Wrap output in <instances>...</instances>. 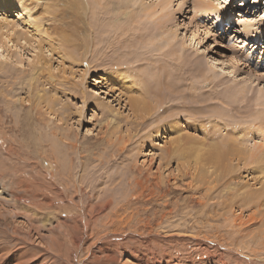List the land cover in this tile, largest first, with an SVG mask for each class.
<instances>
[{
  "label": "rangeland",
  "instance_id": "obj_1",
  "mask_svg": "<svg viewBox=\"0 0 264 264\" xmlns=\"http://www.w3.org/2000/svg\"><path fill=\"white\" fill-rule=\"evenodd\" d=\"M105 1L1 0L0 264H264V0Z\"/></svg>",
  "mask_w": 264,
  "mask_h": 264
},
{
  "label": "bare ground",
  "instance_id": "obj_2",
  "mask_svg": "<svg viewBox=\"0 0 264 264\" xmlns=\"http://www.w3.org/2000/svg\"><path fill=\"white\" fill-rule=\"evenodd\" d=\"M104 1V0H102ZM112 1H115L117 2L116 3V6L119 7L120 11L117 13V14H122L125 18H127L132 24L133 22H136V23H139L140 25H143L145 27H149L151 25V23L155 20H157L156 22L158 23V25L161 27V31L160 33L162 35H166V39L165 42L166 44H169V39L170 41H173L174 42V33H170L172 35V38L167 36V33H169V29L167 28V22L169 21L168 19L170 17H168L169 15V12H170V5L171 3L173 2V0H158L157 3L155 5H152V6H147V7H144L143 5H140L139 7L141 8V10L139 11V13L137 12H133L132 9L134 8V5H136V2L138 0H109L108 1H105V6H108L109 8H112V10H114V7H113V3ZM76 2V1H74ZM8 4V3H6ZM18 4L19 8H22V12H24L23 10L25 9H28L29 11V6H26L22 4V0L20 3H16V0H11V4L10 6H16ZM0 5L3 6L5 4L1 3V0H0ZM73 5V4H72ZM76 5V4H75ZM74 5V6H75ZM78 6V5H77ZM76 6V7H77ZM81 6V5H80ZM78 9V8H77ZM105 9V8H104ZM197 9L199 10L200 13H209L211 12L212 10L211 9H214L213 5L209 4L208 0H201L197 3ZM79 10V9H78ZM169 11V12H167ZM168 13V14H167ZM29 14L30 12H27L25 13V17L29 20V24H31L32 28L34 31H39L38 28H37V23L39 22H34L33 20L30 19L29 17ZM165 15H167L166 18L167 20L165 21ZM170 16V15H169ZM164 19V20H163ZM157 25V26H158ZM36 26V27H35ZM158 26V27H159ZM62 33V32H61ZM61 35V34H60ZM176 35V34H175ZM62 36H64L62 34ZM61 36V37H62ZM36 37V36H35ZM52 37V36H51ZM51 37H48V40L50 43L53 42L54 40L51 38ZM7 38V37H6ZM42 40V42L44 43V41H46L43 37H38ZM63 38V37H62ZM61 38V39H62ZM1 39V38H0ZM154 39V38H153ZM2 40V39H1ZM65 42V40H63ZM48 42V43H49ZM28 43V42H27ZM26 43V44H27ZM47 43V42H46ZM49 43V44H50ZM1 44V43H0ZM4 44V43H3ZM38 44V42H37ZM2 45V44H1ZM36 45V44H35ZM40 46V42L38 44ZM48 45V44H47ZM3 46V45H2ZM37 46V47H39ZM52 46V45H50ZM56 47V46H55ZM38 49V48H37ZM55 49V48H54ZM63 56H65L63 54ZM243 92V91H242ZM190 101V104H188L190 106V114L192 113H195V112H201L202 109H201V102H200V98L198 95H196L195 93H192L190 94L188 97H187ZM132 103H136V99H133L132 100ZM138 103V102H137ZM187 104V103H186ZM135 106H137V104H134ZM185 105V104H184ZM188 115V116H189ZM197 116V115H194V117ZM192 117V116H191ZM190 120V119H189ZM263 128H260L262 130H264V126H262ZM263 132V131H262ZM187 138H188V141L191 142V138L190 135H187ZM195 137H193L192 139H194ZM213 138V137H212ZM185 140V139H184ZM211 141H213V139H211ZM211 141H206V140H201V142L197 145V148L196 150L193 152L194 153V156H191V153H192V149L189 150V147L187 145V147H185L183 150L181 151H178V152H182V159L187 161L190 156L191 157H195V161L196 163L199 162V160L202 161V159L205 160L206 157H209L211 159V161H215V162H222L226 159V155H227V151H225L224 153L221 151V150H216L214 154H208L207 153V147L209 145H211ZM190 144V143H189ZM193 144V142H192ZM190 144V146L192 145ZM180 146V145H179ZM195 149V147H194ZM177 154V153H176ZM207 160V159H206ZM207 162V161H206ZM217 166V165H216ZM225 171V170H224ZM223 173V172H222ZM246 194V193H245ZM253 194H250V195H247L245 198H244V202L247 204L249 201L253 202Z\"/></svg>",
  "mask_w": 264,
  "mask_h": 264
}]
</instances>
